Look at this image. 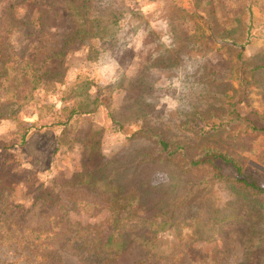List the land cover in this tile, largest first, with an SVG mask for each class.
I'll list each match as a JSON object with an SVG mask.
<instances>
[{
    "label": "rangeland",
    "instance_id": "rangeland-1",
    "mask_svg": "<svg viewBox=\"0 0 264 264\" xmlns=\"http://www.w3.org/2000/svg\"><path fill=\"white\" fill-rule=\"evenodd\" d=\"M201 3L215 37L171 0H89V15L121 13L113 39L63 46L75 27L65 0H0V264H264V196L187 167L202 150H218L264 183V134L245 124L264 126V73L252 78L234 58L239 47L221 41L248 8L242 56L264 64V0ZM39 67L61 70L60 84L37 86L29 75ZM75 75L96 101L50 126L78 100L68 89ZM220 116L240 123L206 132ZM120 186L136 191L141 215L165 196L182 198L152 245L97 260Z\"/></svg>",
    "mask_w": 264,
    "mask_h": 264
},
{
    "label": "trees",
    "instance_id": "trees-1",
    "mask_svg": "<svg viewBox=\"0 0 264 264\" xmlns=\"http://www.w3.org/2000/svg\"><path fill=\"white\" fill-rule=\"evenodd\" d=\"M89 0H65V10L69 17L75 20V27L72 33L68 34L63 46H68L73 39L76 40H101L109 41L112 40L116 29H117V19L120 16L119 14H114L111 11H107L103 15H89L83 10L86 9L85 5L88 4ZM140 2L151 3L156 0H137ZM182 0H171L172 10L179 13H183L182 17H187L191 21H196L195 25L203 29L206 27V31L211 34V37H215L213 34L212 28L208 26V20L202 14L203 7L201 0H185V4H182ZM184 1V0H183ZM246 19L238 20V25L233 36H228V38H222L221 41L230 43V46L237 45L239 48L236 51L234 56L235 60L245 64L247 73L253 78L259 74L264 73V64H253L251 59L244 58L242 51L246 44H248L250 35V29L252 26L251 13L247 8ZM184 14L186 16H184ZM219 36V34H216ZM234 37V39H233ZM230 46H224L227 50H230ZM237 61L235 65L237 67ZM246 62L249 65H246ZM244 69V66L242 67ZM39 87L45 86L47 84H60V80L63 78V72L56 71L52 73L49 68H37L32 71L29 75ZM49 77L47 83H44L43 78ZM31 79V80H33ZM238 81L239 79L236 78ZM89 81L86 78H82L79 75H75V80L71 84V87L68 88L72 94H75L78 98L74 104L70 107L65 108L62 118L56 120L54 123L50 124L61 126L67 125L73 117L79 114L89 113L88 111L81 110L83 103H95V99L90 102L86 99L87 91L89 88ZM231 112H234L233 105L229 104ZM199 118L202 120V116L198 114ZM218 122H211L209 129L206 132L217 131L221 128L228 130L230 127L234 126L239 120L237 118H230L228 116H220L217 118ZM240 123V122H239ZM246 127L250 130L258 133L264 134V126L255 127L252 124L245 122ZM157 145L161 147V150L167 149V143L162 141L160 138H157ZM181 148V146H179ZM178 147V148H179ZM175 150L171 151L173 153ZM203 156L190 160L187 163L188 168L192 167H204L211 175V178L215 181H224L225 183L234 186L236 189L246 192L253 196H264V183L260 177L255 173L246 168H242L238 165L235 160L225 153H221L218 150H202ZM203 159H200V158ZM215 161H219L222 164L230 166L232 169L231 176H222L220 174V169L215 165ZM102 166L98 168L97 171L91 173L89 176L100 175L102 173ZM88 176H85V181H87ZM84 181V182H85ZM144 186V184H142ZM123 186L116 187L114 190H111V200H115L114 205L110 207V212L112 216V221L110 222L111 232L110 234L102 241L97 242V246L93 249H97V253L94 254V259H103L109 255H117L125 251L130 244H139L141 247L146 245V242H149L152 245L154 236L158 229L169 227L171 225V220L174 215L168 213L173 211L177 204L178 196H165L160 204H152L148 206L147 210L143 208V215L139 214L140 198L133 190L131 192H124L122 190ZM138 192L143 191L141 185ZM182 203V202H181ZM181 211V210H180Z\"/></svg>",
    "mask_w": 264,
    "mask_h": 264
}]
</instances>
